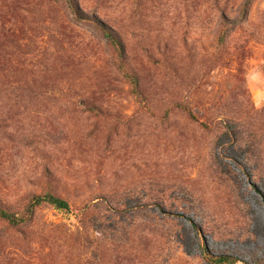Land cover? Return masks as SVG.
<instances>
[{
  "label": "rangeland",
  "instance_id": "1",
  "mask_svg": "<svg viewBox=\"0 0 264 264\" xmlns=\"http://www.w3.org/2000/svg\"><path fill=\"white\" fill-rule=\"evenodd\" d=\"M13 1L0 8V202L52 188L71 211L0 222V264L264 261V0L221 49V17L244 0H76L119 36L153 117L92 26L60 0ZM176 104L196 122L162 119Z\"/></svg>",
  "mask_w": 264,
  "mask_h": 264
},
{
  "label": "trees",
  "instance_id": "2",
  "mask_svg": "<svg viewBox=\"0 0 264 264\" xmlns=\"http://www.w3.org/2000/svg\"><path fill=\"white\" fill-rule=\"evenodd\" d=\"M3 1L6 5L3 3ZM253 1L254 0H244L235 20L221 17L220 29L217 35L218 49H221L225 44L230 30L235 25L239 24L240 22H244L247 19L249 8ZM60 2H62V5L68 12V15L73 23L90 25L98 34H100L102 39L107 43L108 47L112 51L113 65L121 76L122 80L128 86L129 96L142 111H145L153 117L148 98L141 88L137 75L127 63L124 47L117 33L101 20H99L95 15H90L84 12L76 0H60ZM12 3H14L13 0H8V3L5 0H0V8L9 9V7H13ZM2 17V12L0 10V20ZM0 27L3 28V25ZM2 28L0 29V33L2 32ZM2 70L3 69L0 68V73H2ZM84 106L95 117L103 118L105 116V114H103L102 111L95 106L89 105L86 102L84 103ZM175 109L184 112L191 121L196 122L195 116L192 114L190 109L180 104L173 105L168 110H166L162 116V119L166 118L168 114ZM115 120L120 122L119 118H115ZM44 206L50 207L60 213H69L71 211L69 203L64 198L57 195L52 188H48L43 193L31 195L27 202L20 209H13L0 202V222L4 223L9 229L18 230L21 227L30 224L34 219L36 211ZM205 260L210 264H247L240 262L238 259L228 255H220L216 257L212 255H206ZM257 264H264V261H261Z\"/></svg>",
  "mask_w": 264,
  "mask_h": 264
}]
</instances>
